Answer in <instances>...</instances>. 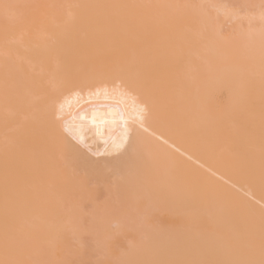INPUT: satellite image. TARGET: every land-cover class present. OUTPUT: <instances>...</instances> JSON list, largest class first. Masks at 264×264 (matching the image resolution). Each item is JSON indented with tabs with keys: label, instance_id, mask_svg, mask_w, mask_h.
Here are the masks:
<instances>
[{
	"label": "bare ground",
	"instance_id": "bare-ground-1",
	"mask_svg": "<svg viewBox=\"0 0 264 264\" xmlns=\"http://www.w3.org/2000/svg\"><path fill=\"white\" fill-rule=\"evenodd\" d=\"M201 4L249 5L256 31L204 33L195 22L201 10L185 7ZM262 4L0 0V261L260 264ZM117 76L149 109L143 127L129 121L119 153L131 109L101 83ZM89 181L107 193L110 214L93 226L98 242L73 247L65 207ZM129 218L127 241L105 246Z\"/></svg>",
	"mask_w": 264,
	"mask_h": 264
},
{
	"label": "snow or ice",
	"instance_id": "snow-or-ice-1",
	"mask_svg": "<svg viewBox=\"0 0 264 264\" xmlns=\"http://www.w3.org/2000/svg\"><path fill=\"white\" fill-rule=\"evenodd\" d=\"M3 7L5 10H8L19 6L5 4ZM185 7H195L201 10L195 18V22L204 33L222 36L226 29L238 28L242 34L250 36L256 31L257 17L248 11L251 7L249 5L201 4ZM261 7L262 11L260 12L258 20L261 46L262 49H264V4H262ZM209 9L217 10L216 14L211 15L208 11ZM101 83L103 84L105 91H107L110 86L113 90L119 92V94L128 102V106L131 109L128 118L124 121L122 140L116 145L117 153H119L121 149L127 151L125 145L129 143V121L143 127L149 114V109L145 103L141 102V97L136 92L134 87L127 84L119 76L105 79L101 81ZM262 85H264V79H262ZM60 110H63V105L60 106ZM53 112V127H55V122L59 119V115L56 113L55 108ZM81 119H86V117H81ZM92 123L95 124V118H93ZM65 150L69 156H71V147L66 145ZM84 165L87 167L86 160L84 161ZM261 179L264 180V174H262ZM5 184L7 189V177L5 178ZM101 193H103L102 198ZM106 195L107 193L102 188L93 189L90 186V181L80 185L70 194L69 201L65 207V212L68 217L65 236L71 242L73 247H90L94 243L98 242L97 237L99 228L93 226L102 225L106 217L110 214V209L107 206L108 202L105 200ZM7 210L8 201L6 196V218ZM261 221L262 224H264V206L261 207ZM134 227L135 224L131 218L127 219L122 225H114V228H116L117 231L107 234L104 237L103 244L109 247H120L122 242L127 241L129 233L134 229ZM4 249L5 254L7 255L10 249V239L7 228L4 236ZM261 253L262 256H264V234H262L261 237ZM0 264H28V262L22 259H13L0 261ZM248 264H252V262H248ZM260 264H264V259L260 261Z\"/></svg>",
	"mask_w": 264,
	"mask_h": 264
}]
</instances>
